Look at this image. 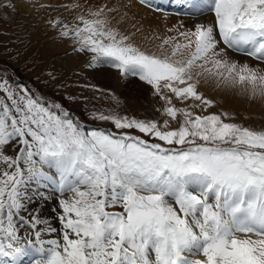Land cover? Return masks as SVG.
Returning <instances> with one entry per match:
<instances>
[{
	"label": "snow or ice",
	"instance_id": "1",
	"mask_svg": "<svg viewBox=\"0 0 264 264\" xmlns=\"http://www.w3.org/2000/svg\"><path fill=\"white\" fill-rule=\"evenodd\" d=\"M177 2L192 19H214L175 29L183 43L170 51L164 46L176 37L158 53L132 43L113 24L119 9L107 4L60 35L92 54L90 66L150 85L169 105L164 115L183 117L178 129L108 115L93 118L150 139L87 129L59 103L0 83V264H264V129L225 122L227 113L177 109L161 87L206 108L213 101L198 91L202 83L264 105V68L229 55L264 65V0ZM29 191L44 201L63 197L59 239L46 238L57 229L28 208Z\"/></svg>",
	"mask_w": 264,
	"mask_h": 264
},
{
	"label": "rangeland",
	"instance_id": "2",
	"mask_svg": "<svg viewBox=\"0 0 264 264\" xmlns=\"http://www.w3.org/2000/svg\"><path fill=\"white\" fill-rule=\"evenodd\" d=\"M17 1L28 2L31 12L27 14L24 8H20ZM94 2V0H63L54 6V1L41 5L32 0H0V64L5 65L0 67V83L6 82L17 94H20L21 88L26 87L34 97L42 98L46 104L59 103L64 105L71 112L73 118L87 129L112 131L117 135L126 131L148 140L149 137L134 129L118 130L110 121L94 119L93 117L100 115L127 117L144 122L155 121L163 125L165 121L163 118L164 109L168 106L166 102L156 94L159 98L156 111L148 116L144 115L145 112L143 114V111L141 114L137 113V105L131 104L132 101L128 99L129 97L121 92L116 93L112 86L97 80L94 70L98 66H90L92 54L76 51L77 46L74 45V41L60 35L61 27L64 24H68L70 28L73 26L82 27L78 17L83 15L90 19L89 11L96 10ZM12 3L16 5L14 10L11 7H2ZM56 21H59L60 24L53 27V22ZM100 67L106 74H110L109 71L119 73L118 70L107 65H100ZM9 70L17 74L16 80L7 73ZM119 76L122 77L120 74ZM23 80L24 83L18 82ZM161 87L163 90V85ZM4 97L5 94L0 92V100H3ZM170 97H172L171 106L177 109H187L194 115L207 116L227 113L229 119L225 122L237 123L255 130L264 129V117L256 114L260 105L256 106L249 103L244 106L242 100L241 103L226 109H222L214 103L212 107L206 108L200 101L192 99L175 100L172 94ZM126 99L131 102L128 103ZM190 104H193L194 107ZM241 104L245 113H243L244 111L238 112L242 109ZM252 105L258 110H253ZM230 107L233 108L230 109ZM182 123L183 117L178 115L176 124L169 122V128L163 130L178 129ZM13 148L16 150L15 147ZM60 197L59 194L49 196L48 202L52 207L54 206L55 210L59 209L56 201H59ZM116 209L112 210L116 211ZM118 211L122 210L119 209Z\"/></svg>",
	"mask_w": 264,
	"mask_h": 264
},
{
	"label": "bare ground",
	"instance_id": "3",
	"mask_svg": "<svg viewBox=\"0 0 264 264\" xmlns=\"http://www.w3.org/2000/svg\"><path fill=\"white\" fill-rule=\"evenodd\" d=\"M32 1L35 2L36 4H41V5L43 3L54 1V6H55L57 4H60L63 0H32ZM94 1H95L94 7L96 9L105 4H107L109 7H115L119 9L118 13L110 14V15H115L116 20L120 21L118 24L116 23V21H113V24L119 29L121 33L128 35L132 43L139 46L142 50H145L150 53H158L160 46L163 44V41L165 39H168L169 37L177 38L176 41H170L169 45L164 46L169 51L171 50V45L174 44L175 42L183 43V39L179 37L178 32L175 31V29L177 28H180L181 31L184 30V28L180 27L181 25H183L186 28H190L195 23H199V22L206 24L212 23L214 19L211 15L207 17H201L198 20L192 19L189 15L185 14L186 12H188V9L180 5L177 2V0H147L146 4L141 3L140 0H94ZM17 2H19L18 5L20 6V8H24L27 11V14L28 12H31V8L28 5V2L25 1H17ZM121 17H123L122 20ZM169 29H172V31H169ZM229 55L231 59L236 60L237 62L240 63L246 62L252 67L264 68V65H261L258 61L252 60L249 57L240 56L239 54H235L231 52H229ZM105 71L107 72V70ZM109 73L110 74L104 73V70L103 68L100 67V65H98V67L94 70L95 77L97 78V80H99V82L101 81L102 83L109 84L110 86H112L113 90L116 93L121 92L125 96L129 97L128 99H130L132 102L128 101L127 99L126 100L128 101V103L131 102V104L137 105L138 108L136 109L138 110L137 113L141 114V111H143V114L145 112L144 115L148 116L150 113L153 114L156 111L159 103V98L156 95L155 90L151 86L139 80L138 77L124 78L119 76L120 73L117 72L112 73L111 71H109ZM162 85L163 82H161V86ZM162 91L166 96H170V94H172L165 88H163ZM198 91L201 92L206 99L213 101V103L216 106H219L222 109H226L229 106L239 104L241 103L242 100L244 101L243 102L244 106L245 105L247 106L249 103H253L256 106L260 105L259 110L258 108H255L253 105H252L253 106L252 109L253 110L257 109L258 111H256L257 112L256 114H258L261 117H264V105L260 104L259 102H250L249 100L245 99L243 96L239 95L238 93L232 90L217 88L212 83L209 84L202 83L198 87ZM172 96L174 97L173 94ZM174 99L176 100L175 97ZM190 105L194 107L193 104ZM240 106L241 108L243 107L242 104ZM140 108L141 110H139ZM232 108L233 107H230V109ZM244 110L245 109L242 108L238 110V112L241 113ZM243 113H245V111ZM163 118L165 119V121L167 120L171 124L174 123L176 124V120L173 121L170 117L164 114H163ZM173 128H177V127H173ZM16 153L17 152L14 148L9 149L7 152V154L10 156H15ZM4 170H5L4 166L0 164V173H2ZM42 191L45 192V195H49L50 193V190L48 189H42ZM29 195L32 196V202L28 205V208L32 209L34 205L37 206V210L42 214L43 218L47 219L49 223L57 229V233L49 234L46 236V238L59 239L60 234L63 231L58 220L60 210L59 209L55 210L54 206L52 207L48 202V200L44 201L38 199L35 195L32 194L31 191H29ZM118 210L116 209V211ZM25 215H28V213L26 212Z\"/></svg>",
	"mask_w": 264,
	"mask_h": 264
}]
</instances>
